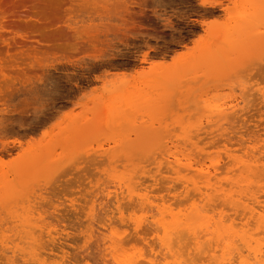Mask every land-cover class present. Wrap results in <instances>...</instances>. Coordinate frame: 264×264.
Here are the masks:
<instances>
[{
	"label": "rangeland",
	"instance_id": "374dc122",
	"mask_svg": "<svg viewBox=\"0 0 264 264\" xmlns=\"http://www.w3.org/2000/svg\"><path fill=\"white\" fill-rule=\"evenodd\" d=\"M201 168L264 221V0H0V264L254 261L264 222ZM196 202L228 252L156 228Z\"/></svg>",
	"mask_w": 264,
	"mask_h": 264
},
{
	"label": "bare ground",
	"instance_id": "6f19581e",
	"mask_svg": "<svg viewBox=\"0 0 264 264\" xmlns=\"http://www.w3.org/2000/svg\"><path fill=\"white\" fill-rule=\"evenodd\" d=\"M209 3V2H208ZM204 4V3H203ZM214 6V5H213ZM228 157L230 158L229 160H230V163L231 164H233V166H239L238 168H236L235 169V171L238 169L239 171H240V174H239V178L238 179H236V180H233L232 181V183L234 184V185H237V186H239L240 187V185H241V183H244L246 180H245V178H244V172H246V171H252L253 169L251 168V165L253 164V163H249V161L247 162V161H245V160H243V159H239L237 156H235V155H232V154H229L228 155ZM226 158H227V156H226ZM214 159V158H213ZM218 160V162L220 161V159H217ZM221 161H222V159H221ZM175 163L176 164H178V165H180V159L179 158H176L175 159ZM225 163V162H224ZM226 163H227V161H226ZM225 163V164H226ZM230 163H229V165H230ZM215 164V163H214ZM219 165V164H218ZM218 165H216L215 164V166H217L218 168H220V166H221V163H220V165L218 166ZM223 165V164H222ZM227 165H228V163H227ZM254 166V165H253ZM252 166V167H253ZM259 165H257L256 167H258ZM172 167H173V165H172ZM214 167V166H213ZM223 167V169H224V165L222 166ZM222 167H221V169H222ZM255 167V169H256V172L258 173V172H260V171H257V168ZM212 168V167H211ZM215 168V167H214ZM217 168V169H218ZM217 169H216V172H217ZM254 169V170H255ZM259 169V168H258ZM260 169H262V168H260ZM259 169V170H260ZM201 170V172L203 173L202 174V178H204V181L206 182V186H207V188H206V190L203 188V190H205V191H201V189H200V194L203 196H205V198H208L209 199V201L210 200H212V202H213V199H216V198H221V199H223L224 201H228L229 203H232L231 204V206L233 205L234 207H231L230 205V207L231 208H238L239 206H241L242 208V213L238 210V212H239V214L238 213H236L238 216L240 215V213L241 214H243L244 216H243V218L244 217H252V218H254V219H257V221L258 222H264L263 221V218L261 219V217H262V214H259L260 212H259V208L257 209V207H255V205L257 204V202H258V195L256 196V194L253 192V193H251L249 196H246V197H248L249 198V200H246V201H249V202H241V199H242V197H240L239 198V200H233L232 198H230V197H232V195L230 194V193H228V192H226L225 191V189L222 187V185L221 186H219V188H217V187H214V188H212L211 186H210V184H211V181H212V178H213V176H216V175H213L212 176V174H211V172H210V170H209V168H208V171H204L205 169L204 168H201L200 169ZM218 170H220V169H218ZM233 170V169H232ZM253 170V172H255ZM263 170V169H262ZM180 171L181 170H179L178 171V174H180ZM176 172V171H175ZM219 172V171H218ZM220 172H221V170H220ZM255 172V173H256ZM263 172V171H262ZM230 173V172H229ZM254 174V173H253ZM177 175V174H176ZM228 175H231V174H228ZM178 179H179V177H178ZM181 179V178H180ZM229 182H230V180H229ZM185 183V182H184ZM189 184H191V183H189ZM188 184V185H189ZM213 186V185H212ZM237 186H235V187H237ZM199 187H200V185H199ZM202 188V187H201ZM194 189V188H193ZM211 190V191H210ZM198 190H196V192H197ZM198 192L196 193L197 195L199 194ZM216 193V194H215ZM218 193V194H217ZM247 193V192H246ZM249 194V193H248ZM133 195V194H132ZM200 195V196H201ZM216 195V196H215ZM243 195V194H242ZM236 196H238V195H236ZM214 197H216V198H214ZM239 197V196H238ZM244 197V196H243ZM131 198V197H130ZM140 199L142 200V202L141 203H144V206H145V203H146V201L148 200V198L147 197H143V196H141L140 197ZM202 199H203V197H202ZM201 199V200H202ZM231 199V201H229ZM247 199V198H246ZM138 200V199H137ZM139 201V200H138ZM149 201V200H148ZM151 201V200H150ZM207 201V200H206ZM209 201H207V202H209ZM219 201V200H218ZM217 201V202H218ZM212 202H210V203H212ZM226 203V204H229V203ZM235 202V204H233ZM237 202H241L242 203V205H239V204H237ZM140 203V202H139ZM154 203V202H153ZM215 203V202H214ZM220 203H221V201H220ZM161 204V203H160ZM213 204V203H212ZM146 205H147V203H146ZM196 205H198L197 204V202L196 203H194V205H193V207H192V209H191V211H189L187 214H184V215H181V214H176V213H173L171 210H168L166 207H162V206H160V205H157V211L156 212H158L160 215H161V217L159 218V219H157L156 221H155V225L157 224L158 225V227H156L157 229L160 227V228H162L164 231H165V235H167L168 236V234L170 233V232H174V234L176 233V236L177 235H179L178 237H175V235L173 236L172 234H170V235H172V238L174 237V238H176V240L175 241H178V239L180 238V241L183 239V241L185 240V242H186V238L184 239V237H186V232L185 233H182V231L183 230H187V231H189L192 235H193V239H194V242H195V247L199 250V249H201L200 247H201V241L200 240H202L200 237L202 236V234H201V236H200V234L198 235V233H199V231L200 230H207V232L206 233H204L205 235H211V234H214V235H216L217 236V245H218V247L219 246H223L225 249H226V252H228L229 250L228 249H231L230 247L232 246L228 241H229V239H230V237H229V239H226V232L228 233L229 232V230L228 229H226V228H224V223H222V220H219V221H217L214 225H213V228H212V224H210L209 223V221L207 220V217H205L202 213H201V211L202 210H200V208L198 209V207L196 206ZM219 205H224L225 206V204L223 203V204H219ZM150 206H153V204L152 205H150ZM154 206H156V205H154ZM217 206H218V204H217ZM228 206V205H227ZM148 209H149V206H146ZM151 208H153L154 210H156L154 207H151ZM235 208V209H236ZM151 210V209H150ZM233 210V209H232ZM153 212V211H152ZM155 212V211H154ZM155 215H157V214H155ZM167 215H169V216H171V220L170 221H166V217H167ZM235 215V214H234ZM152 216H154V214L152 215ZM222 216V215H221ZM155 217V216H154ZM153 217V219H155ZM223 218H224V216H223ZM223 218H221V219H223ZM237 218V217H236ZM240 218V217H239ZM241 219V218H240ZM261 219V220H260ZM226 220H230L229 218L228 219H226ZM241 220H243V219H241ZM244 220H245V218H244ZM251 221V220H250ZM255 221V220H254ZM248 222V221H247ZM260 222V223H261ZM248 224V223H247ZM262 224V223H261ZM230 227V226H229ZM233 227V226H232ZM212 228V229H211ZM142 229V228H141ZM140 229V230H141ZM159 230H157L156 232H158ZM160 231H162L161 229H160ZM184 234L185 236H183L182 234ZM203 233V232H202ZM170 235L168 236L169 237V239H171V237H170ZM182 235V236H181ZM243 235V234H242ZM190 236V235H189ZM207 236H205V237H207ZM235 236V235H234ZM183 237V238H182ZM178 238V239H177ZM188 238V237H187ZM210 238L211 237H208V239L210 240ZM246 238H247V236H246ZM189 239V241H190V239H192V238H188ZM224 239H226V241H224ZM238 239V238H237ZM249 239V238H248ZM161 240H162V243L164 244V246L165 247H167L168 249L170 248H172V246H173V244H176V243H173V242H175L174 240H173V242L172 243H170V242H168V240H167V238L166 237H161ZM172 240V239H171ZM207 240V239H206ZM213 240V239H212ZM233 240H234V238H233ZM236 240V239H235ZM241 240H243L244 242H245V248H247L246 246H248L249 248H248V251H249V249H250V251H253L252 253V258H253V260L254 261H252L251 262V259L249 258V256H248V258L246 257L245 259L243 258H241L242 260H241V264H264V253H263V251L264 250H262V248L264 247V245H261V243H258V244H256V246H254V247H252L251 246V242H252V239H251V241L249 240H247V239H245L244 237H241ZM182 241V242H183ZM188 241V242H189ZM211 241V240H210ZM213 242V241H212ZM259 242V241H258ZM254 243V242H253ZM179 244H181V243H179V241H178V245ZM192 244V243H191ZM177 245V246H178ZM203 245V244H202ZM211 245V244H210ZM214 245V244H213ZM234 245H236V244H234ZM238 245V244H237ZM242 245H243V243H242ZM244 245H243V247H244ZM175 246V245H174ZM187 246H189V245H187ZM184 247V246H183ZM235 247V246H234ZM242 247V248H243ZM166 248V249H167ZM196 248H194V249H196ZM204 248H205V245H204ZM207 248V247H206ZM228 248V249H227ZM239 248V247H238ZM241 248V247H240ZM241 248V249H242ZM173 249V248H172ZM235 249H236V247H235ZM204 250V249H203ZM232 250H233V248H232ZM169 251V250H168ZM202 251V250H201ZM222 251H224V253H225V250L223 249ZM241 251V250H240ZM250 251H249V253H250ZM199 252V251H198ZM203 252V251H202ZM233 252H235L236 254L239 252V249H238V252H236V251H233ZM200 253V252H199ZM223 253V252H222ZM223 253V254H224ZM231 253V252H230ZM242 253H243V251H242ZM249 253H248V255H249ZM239 254V253H238ZM241 254V253H240ZM230 256L232 257L233 256V254L231 255L230 254ZM230 256L228 255V257L230 258ZM241 256V255H240ZM240 256H239V258H240ZM122 257V256H121ZM213 257H215V255L213 256ZM223 257V256H222ZM223 258H226V257H223ZM115 259L117 260V262H118V264L120 263V260L122 259V258H120V255H115ZM150 259V261L149 262H151L152 264H156L155 263V261L153 260V258L151 259V258H149ZM233 258H231V260H232ZM148 260V259H147ZM224 260V259H223ZM222 260V261H223ZM132 261V260H131ZM228 261H230V260H228L227 259V263H230V264H232L231 262H228ZM133 262V261H132ZM136 262V261H135ZM44 263V262H43ZM42 263V264H43ZM222 263V262H221ZM220 263V264H221ZM121 264V263H120ZM131 264V263H130ZM136 264V263H135ZM137 264H138V262H137ZM140 264H142V263H140ZM222 264H226L225 263V261H224V263H222Z\"/></svg>",
	"mask_w": 264,
	"mask_h": 264
}]
</instances>
